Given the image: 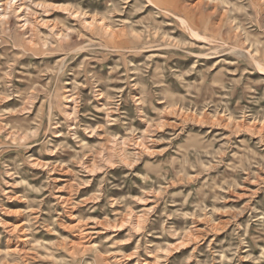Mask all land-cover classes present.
Here are the masks:
<instances>
[{
	"label": "rangeland",
	"instance_id": "1",
	"mask_svg": "<svg viewBox=\"0 0 264 264\" xmlns=\"http://www.w3.org/2000/svg\"><path fill=\"white\" fill-rule=\"evenodd\" d=\"M0 264H264V0H0Z\"/></svg>",
	"mask_w": 264,
	"mask_h": 264
}]
</instances>
